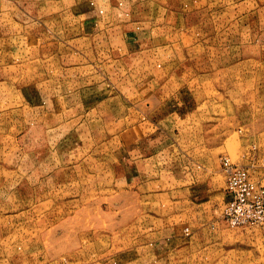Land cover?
<instances>
[{"label":"rangeland","instance_id":"obj_1","mask_svg":"<svg viewBox=\"0 0 264 264\" xmlns=\"http://www.w3.org/2000/svg\"><path fill=\"white\" fill-rule=\"evenodd\" d=\"M223 156L264 183V0H0V264H264Z\"/></svg>","mask_w":264,"mask_h":264},{"label":"built area","instance_id":"obj_2","mask_svg":"<svg viewBox=\"0 0 264 264\" xmlns=\"http://www.w3.org/2000/svg\"><path fill=\"white\" fill-rule=\"evenodd\" d=\"M226 176L225 220L233 226L258 225L264 230V183L254 179L249 166L222 158Z\"/></svg>","mask_w":264,"mask_h":264},{"label":"crops","instance_id":"obj_3","mask_svg":"<svg viewBox=\"0 0 264 264\" xmlns=\"http://www.w3.org/2000/svg\"><path fill=\"white\" fill-rule=\"evenodd\" d=\"M225 188H226V187H225ZM208 191H209V190H207V192H208ZM200 192L202 193V192H203V190H201ZM225 203H226V202H225Z\"/></svg>","mask_w":264,"mask_h":264}]
</instances>
